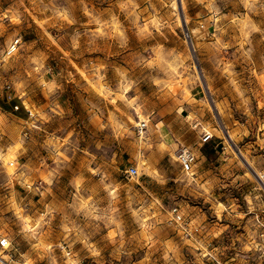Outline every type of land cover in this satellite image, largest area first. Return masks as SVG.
I'll list each match as a JSON object with an SVG mask.
<instances>
[{
  "label": "rangeland",
  "instance_id": "374dc122",
  "mask_svg": "<svg viewBox=\"0 0 264 264\" xmlns=\"http://www.w3.org/2000/svg\"><path fill=\"white\" fill-rule=\"evenodd\" d=\"M262 173L264 0H0L6 264H264Z\"/></svg>",
  "mask_w": 264,
  "mask_h": 264
},
{
  "label": "built area",
  "instance_id": "2783aa9c",
  "mask_svg": "<svg viewBox=\"0 0 264 264\" xmlns=\"http://www.w3.org/2000/svg\"><path fill=\"white\" fill-rule=\"evenodd\" d=\"M187 37H189L187 35ZM18 44V41H16L14 44H11L8 49V53H13L16 49V46ZM15 110H17V107H14ZM212 134L209 132L203 130L200 138V144L204 145L212 140ZM197 156L188 149H181L180 153L177 156V162L180 166V170L185 175L193 174L197 169ZM126 175L128 177H134L137 175V169L135 167H130L126 170ZM260 183L262 184V187H260V190L264 191V173H262L261 176H259ZM171 221L174 222V224L182 226L184 229V232H187V236L190 237V230L188 229V225L183 219V216L180 214L177 208L172 209L171 211ZM261 227L264 228V225L260 223ZM187 226V227H185ZM189 231V232H188ZM263 236V235H262ZM68 253L67 255H69ZM16 256V250L13 248L11 241L7 236L0 233V264H6L7 259H11Z\"/></svg>",
  "mask_w": 264,
  "mask_h": 264
},
{
  "label": "crops",
  "instance_id": "0c3cea01",
  "mask_svg": "<svg viewBox=\"0 0 264 264\" xmlns=\"http://www.w3.org/2000/svg\"><path fill=\"white\" fill-rule=\"evenodd\" d=\"M182 114H177V117L165 123L167 130H163L164 140L163 145L172 152L181 149H188L196 156L195 146L202 147L200 144L201 135L195 131L193 125L189 124Z\"/></svg>",
  "mask_w": 264,
  "mask_h": 264
}]
</instances>
